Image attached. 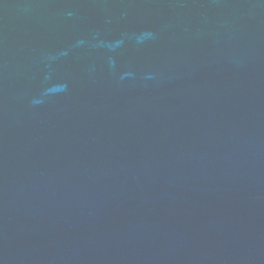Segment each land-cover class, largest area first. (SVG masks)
I'll use <instances>...</instances> for the list:
<instances>
[{
	"label": "water",
	"instance_id": "water-1",
	"mask_svg": "<svg viewBox=\"0 0 264 264\" xmlns=\"http://www.w3.org/2000/svg\"><path fill=\"white\" fill-rule=\"evenodd\" d=\"M0 264H264V0H0Z\"/></svg>",
	"mask_w": 264,
	"mask_h": 264
}]
</instances>
